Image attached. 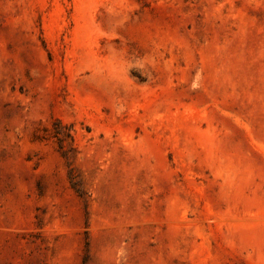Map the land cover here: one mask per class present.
I'll return each mask as SVG.
<instances>
[{"label": "rangeland", "instance_id": "rangeland-1", "mask_svg": "<svg viewBox=\"0 0 264 264\" xmlns=\"http://www.w3.org/2000/svg\"><path fill=\"white\" fill-rule=\"evenodd\" d=\"M0 264H264V0H0Z\"/></svg>", "mask_w": 264, "mask_h": 264}]
</instances>
